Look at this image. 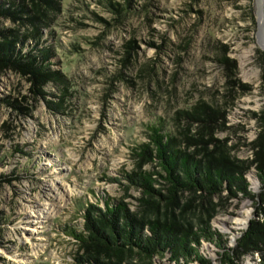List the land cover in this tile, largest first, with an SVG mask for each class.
<instances>
[{"label":"rangeland","instance_id":"1","mask_svg":"<svg viewBox=\"0 0 264 264\" xmlns=\"http://www.w3.org/2000/svg\"><path fill=\"white\" fill-rule=\"evenodd\" d=\"M34 1L41 20L32 0H0V42L19 38L21 54L43 58L61 81L38 84L25 68L0 65V264H75L66 230L82 232L89 203L125 198L135 209L140 193L125 188L133 150L147 127L162 120L173 131L196 103L225 113L214 138L232 156L263 161L264 0ZM258 173L256 163L246 172L247 193L214 200L212 225L235 264L263 263L234 253L264 222ZM243 211L251 217L238 228ZM202 252L223 264L215 244Z\"/></svg>","mask_w":264,"mask_h":264},{"label":"trees","instance_id":"2","mask_svg":"<svg viewBox=\"0 0 264 264\" xmlns=\"http://www.w3.org/2000/svg\"><path fill=\"white\" fill-rule=\"evenodd\" d=\"M32 2V19L41 20L42 6ZM36 27L32 39L40 37ZM28 38L21 37V42ZM17 41L19 38H4L0 42V65H19L34 75L38 84L61 81L41 64L43 58L40 61L31 53L23 56L16 48ZM224 115L199 102L177 113L180 121L173 131L165 129L162 120L147 127V141L133 150L136 169L125 175L126 191L134 188L140 193L139 198L134 197L135 209L125 198L84 207L82 232L66 230L78 246L75 264H158L157 260L211 264L202 252L203 242L225 252L223 264H235L227 253L231 250L224 247L222 236L212 225L221 206L214 200L225 191L247 193L245 174L256 163L258 174L264 176V159L239 161L226 142L214 138V124L219 119L224 122ZM147 166L152 171L146 170ZM234 253L238 257L259 253L264 264V222L252 223Z\"/></svg>","mask_w":264,"mask_h":264},{"label":"bare ground","instance_id":"3","mask_svg":"<svg viewBox=\"0 0 264 264\" xmlns=\"http://www.w3.org/2000/svg\"><path fill=\"white\" fill-rule=\"evenodd\" d=\"M264 30V23H261V34L263 33ZM242 215H240V217L235 218L233 220L234 224L236 225V227L238 226V228L244 227L247 224V221H249V218L251 217L250 213H248V211H243L241 213Z\"/></svg>","mask_w":264,"mask_h":264}]
</instances>
